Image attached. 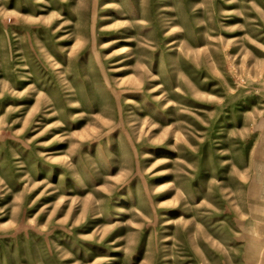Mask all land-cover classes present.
Segmentation results:
<instances>
[{"label": "rangeland", "instance_id": "rangeland-1", "mask_svg": "<svg viewBox=\"0 0 264 264\" xmlns=\"http://www.w3.org/2000/svg\"><path fill=\"white\" fill-rule=\"evenodd\" d=\"M0 264H264V0H0Z\"/></svg>", "mask_w": 264, "mask_h": 264}, {"label": "bare ground", "instance_id": "bare-ground-1", "mask_svg": "<svg viewBox=\"0 0 264 264\" xmlns=\"http://www.w3.org/2000/svg\"><path fill=\"white\" fill-rule=\"evenodd\" d=\"M255 245V244H254ZM254 248V247H253Z\"/></svg>", "mask_w": 264, "mask_h": 264}]
</instances>
